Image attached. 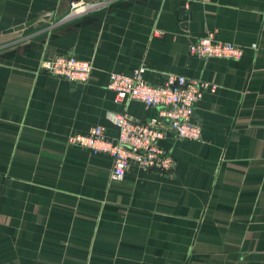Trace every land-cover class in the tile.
I'll use <instances>...</instances> for the list:
<instances>
[{
    "label": "crops",
    "instance_id": "1",
    "mask_svg": "<svg viewBox=\"0 0 264 264\" xmlns=\"http://www.w3.org/2000/svg\"><path fill=\"white\" fill-rule=\"evenodd\" d=\"M71 1L0 0V264H264V0H83L97 5L66 17ZM207 32L242 58L191 56ZM62 54L92 60L85 84L37 71ZM142 64L147 82L216 90L193 114L200 141L160 143L171 170L112 182L108 158L66 138L157 117L106 88Z\"/></svg>",
    "mask_w": 264,
    "mask_h": 264
},
{
    "label": "built area",
    "instance_id": "2",
    "mask_svg": "<svg viewBox=\"0 0 264 264\" xmlns=\"http://www.w3.org/2000/svg\"><path fill=\"white\" fill-rule=\"evenodd\" d=\"M97 4L83 0H72L70 10L84 13ZM78 13V14H80ZM254 47V45H253ZM243 46L220 40L213 32H207L188 46L189 54L200 59H227L238 61L243 55ZM93 70L92 60L78 59L71 54L56 55L41 59L37 71L66 80L72 84H85ZM142 64L131 74L110 72L106 88L114 92L118 105L131 101L141 103L147 109H155L157 117L148 122H136L127 113L109 114L117 128V135L111 137L101 125H94L86 132L67 136L70 147L87 151L92 156L106 157L111 161L110 181L123 180L130 166L147 171L166 172L172 169L173 156L160 143L168 137L175 140H201V128L194 123L193 114L201 103L204 93H214L216 86L202 80L182 75L169 76L159 83L147 82Z\"/></svg>",
    "mask_w": 264,
    "mask_h": 264
},
{
    "label": "water",
    "instance_id": "3",
    "mask_svg": "<svg viewBox=\"0 0 264 264\" xmlns=\"http://www.w3.org/2000/svg\"><path fill=\"white\" fill-rule=\"evenodd\" d=\"M49 17H50V16H44L45 19H48ZM32 23H33L32 21H31V22H27V23L24 24V25L17 26V27H15V28H12V29L8 30V32L18 31V30L22 29L23 27L28 26V25H30V24H32Z\"/></svg>",
    "mask_w": 264,
    "mask_h": 264
},
{
    "label": "rangeland",
    "instance_id": "4",
    "mask_svg": "<svg viewBox=\"0 0 264 264\" xmlns=\"http://www.w3.org/2000/svg\"><path fill=\"white\" fill-rule=\"evenodd\" d=\"M70 14H72L71 10H69V12H68V14H67L66 17H70V16H69ZM73 16H75V15H73ZM71 17H72V16H71Z\"/></svg>",
    "mask_w": 264,
    "mask_h": 264
},
{
    "label": "bare ground",
    "instance_id": "5",
    "mask_svg": "<svg viewBox=\"0 0 264 264\" xmlns=\"http://www.w3.org/2000/svg\"><path fill=\"white\" fill-rule=\"evenodd\" d=\"M80 12H83V10H76V13L77 14L80 13Z\"/></svg>",
    "mask_w": 264,
    "mask_h": 264
}]
</instances>
